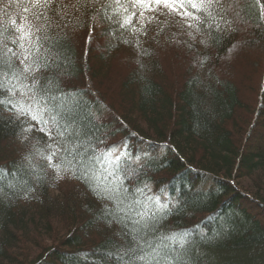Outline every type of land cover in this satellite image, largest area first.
Returning a JSON list of instances; mask_svg holds the SVG:
<instances>
[{
    "label": "trees",
    "instance_id": "16d2710c",
    "mask_svg": "<svg viewBox=\"0 0 264 264\" xmlns=\"http://www.w3.org/2000/svg\"><path fill=\"white\" fill-rule=\"evenodd\" d=\"M189 3L0 0V84L26 21L66 85L88 88L71 108L53 67L38 80L82 144L129 136L147 152L131 171H103L92 148L48 160L47 135L0 89V264H264V0ZM122 59L130 72L112 77ZM95 95L121 119L107 123Z\"/></svg>",
    "mask_w": 264,
    "mask_h": 264
},
{
    "label": "rangeland",
    "instance_id": "374dc122",
    "mask_svg": "<svg viewBox=\"0 0 264 264\" xmlns=\"http://www.w3.org/2000/svg\"><path fill=\"white\" fill-rule=\"evenodd\" d=\"M204 10H206V9H204ZM163 11H165V10H163ZM163 11L161 10L159 12H163ZM166 12L170 13L168 11H166ZM175 16H176L177 21L181 22L182 24L189 22V19L182 20L184 17H182L179 14V12L172 14V17H175ZM146 20L149 22L148 17L146 18ZM177 27H180V26H177ZM20 28H22L24 32L30 31L32 35H31L30 39L26 37L23 40H21L22 32L18 31L20 36H16V39H14V40H17L18 44L15 43L14 47L11 49L9 56H10V59L12 61H14V65L16 67H19V68L16 69V73L14 74V76H12L11 82L5 81L4 83H7L8 88L13 89L15 94L13 95L7 89H5V90H6V92L9 93L10 97H12L11 99L13 100L15 107L19 110L23 109V113L28 116L27 118L29 120L28 119H26V120L28 122L32 121L34 126L35 127L37 126L36 127L37 129H39V128L42 129V128H45V125L43 123H38L37 121H33L29 117L30 115H28L26 113H27L28 105L33 104V101H32L33 91L34 90L38 91V92H39V90L41 91V89L39 87V83H40L39 81L42 78V75L45 74V69H46L45 66L48 68L53 67V64H52L53 62L50 60V59H52V53L47 49V47L44 43H41V40H40L41 38H40L39 32L37 30L33 29L34 25L28 26V23L26 21H24L23 27L21 26ZM97 28L99 29V31L101 30L100 26H97ZM170 28H171V26L170 27H167V25L162 26L161 32L165 31L166 29H170ZM37 38H39V44L41 43L39 51L35 50V46L33 44V42L36 41ZM20 44H23L24 48L19 47ZM173 48L176 49V47H173ZM25 49H27L28 51L25 52ZM89 51L94 53L95 57L97 55H99V53L94 51V49L92 47ZM13 53H15V54H13ZM159 53H163V52H159ZM168 53H170L169 54L170 56L172 55L171 51H169ZM25 55L28 56V59H24ZM159 58H160V60L163 58L161 54H158L157 57H155V60L156 59L159 60ZM22 60L24 61L23 63H21ZM91 60H93V58H91ZM115 64H113V66ZM25 65L28 66L27 71H24ZM83 68H84V65H83ZM130 69H131V66L126 64L124 59H122L119 64L115 65V68L112 67V69L110 70L112 72L111 76L113 77L116 74L117 75H119V74L127 75V73L130 72ZM51 72L54 75L58 76L59 78L62 77L61 80H62L63 85L67 86V89L64 90V91H67V93H68L67 94V97H68L67 103L70 105L71 108H74V104L81 102V99L79 98L81 93H84L85 96H86V94L89 93L88 88L83 87L81 85H78L79 88H77V86L71 85L70 81L66 85L65 80L67 78L66 76H68V74H67L68 71L67 72L61 71V70L56 71L55 68L53 67ZM50 73L48 75H50ZM51 76H52V74H51ZM39 77H40V79H39ZM54 78L55 77L52 76L51 79L54 80ZM237 78H238V80H240L239 81V83H240L241 82L240 76H237ZM54 81L56 82V80H54ZM1 84H3V83H1ZM262 85H263V90H264V77H263V84ZM95 87H96L95 92H97L99 97L103 100L102 96H106V94H104V93H107V92H105L106 89L103 86L100 87L98 84H96ZM79 89H81V90H79ZM76 90H79V91L74 92ZM46 91L49 92V89L47 86H46ZM102 92H104V93H102ZM49 94L53 95V93H51V92H49ZM39 96H42L43 99H45V97H46L43 94L40 95V93H39ZM39 96L37 97V99H39ZM77 96H78V98H77ZM99 97L97 95H95L92 98V101L98 102V104L100 105L101 113L105 112L106 114H108V116H106L107 123L109 121L114 120V119L119 121L121 119V115H122L120 112V108L118 111H115L114 109H111V108H110V110L107 109L106 106L101 102ZM83 99L85 102L89 101L88 96L83 98ZM103 101H105V100H103ZM67 103H66V105H67ZM41 104H47L48 109L50 110L51 114L57 116V120L59 122V129L53 128L52 122L49 119V112L46 111L44 113V118L49 119L47 129H51L52 138H50V136L48 134H46V131H44V133L47 135L48 141L52 144L53 148L55 149V151H54L51 148L53 151L51 158L53 160H57L60 164H61V158H63V155L65 153H67L68 155L71 156L74 153V151H78V149L83 151L84 153H86L91 148H92V155H96L97 153L99 155L102 153L101 162L107 163V166H104L105 169L103 171H105L108 166H113L114 170H123V169H126V170L128 169L130 171L135 170V169L140 168L143 165V160H145L147 158L146 147L144 145L139 147L140 145L138 146V143H137V145L133 146V144H131L130 142H127L129 136H127V137L116 136L112 139H109V138L104 139L105 136H98L97 134H95L93 137V140H92L93 142L91 141L92 144L89 141V143H87L88 144L87 146H85L86 144L83 145L82 142L80 141L82 137L78 135V132H77L78 129H76L77 127L69 126V124L66 122V120L64 118H61L60 116L57 115V113L55 112L57 110L54 109V106H52L49 102H47V101L44 102L43 100H41ZM33 107H34V105H33ZM69 110H71V109H69ZM115 115H117L118 118H114V119L110 118V116H115ZM72 117H74V114ZM23 120L24 119H22V121ZM72 121H75V120L72 119ZM133 124H135V123L133 122ZM125 126L127 128V125H125ZM57 131H63L64 135L63 136L56 135ZM47 146H48V144L46 145V147ZM20 148L22 149L21 145H19L15 151L19 152ZM61 152H63V154H60ZM84 153L80 152L81 155H83ZM37 156L39 157V159H42L41 156H39V155H37ZM48 160H49V156H48ZM73 160H76V159L73 158ZM58 166L60 167V165H58ZM56 168H57V165H55V169ZM110 170H112V169H110ZM57 171L59 173H61L63 171V169L58 168ZM170 242H172L171 244H174L175 246H182L180 244L182 241L179 239L175 238L173 240H170Z\"/></svg>",
    "mask_w": 264,
    "mask_h": 264
},
{
    "label": "snow or ice",
    "instance_id": "6c2138e0",
    "mask_svg": "<svg viewBox=\"0 0 264 264\" xmlns=\"http://www.w3.org/2000/svg\"><path fill=\"white\" fill-rule=\"evenodd\" d=\"M51 3L52 0H37V6H41L45 9L50 8L51 7ZM155 3V5L159 6L161 4H163L166 7H171L173 10H177L178 7L183 6L182 4V0H134V6H139L142 8H146L148 10H152V4ZM219 0H198V2H193V0H190V3L188 5V7H191L192 9H197V11L201 10V9H207L212 7L214 4H218ZM185 14L191 15L189 13H187V9L185 8ZM133 15H135V13H133ZM130 23V21H129ZM19 32H22L21 35V40H23L24 38H31V32H24L22 28L17 27L16 29ZM37 31H39V29H37ZM7 39V37H6ZM13 44L16 43L15 40L12 41ZM34 46H35V50L39 51L40 48V44H39V38H37L36 41L33 42ZM19 47L24 48L23 44H20ZM5 48H7V45H5ZM8 51H11V49H8ZM28 50L25 49V52H27ZM15 54V53H13ZM24 59H28V56L25 55ZM24 61L22 60L21 63H23ZM7 63V62H5ZM10 67V65H9ZM28 70V66L25 65L24 71ZM0 89H7L10 93H12L13 95L15 94L13 89L8 88L7 83H3L0 84ZM39 96V92L38 91H33V96H32V101L33 104L28 105L27 108V113L28 115H30V118L33 121H37L38 123H43L45 125V128L40 129L41 131H46V134H48L50 136V138H52V133H51V129H47V125L49 123V119L52 122V126L53 128H57L59 129V122L57 120V116L52 115L50 110L48 109L47 104H41V100H43L42 96H39V99H37V97ZM0 103H4L5 105H7L9 103V101H0ZM34 105V107H33ZM23 113V109L20 110ZM48 111L49 112V119H45L44 118V113ZM26 130H30L26 129ZM56 135L59 136H63L64 132L63 131H57ZM51 147V145H50ZM49 159H51V157H49ZM110 198V197H109ZM140 259H144V257H140Z\"/></svg>",
    "mask_w": 264,
    "mask_h": 264
}]
</instances>
